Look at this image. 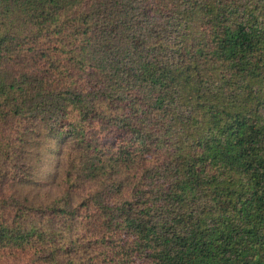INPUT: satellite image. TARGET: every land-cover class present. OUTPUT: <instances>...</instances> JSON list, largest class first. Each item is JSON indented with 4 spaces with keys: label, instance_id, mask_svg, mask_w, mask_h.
Listing matches in <instances>:
<instances>
[{
    "label": "trees",
    "instance_id": "16d2710c",
    "mask_svg": "<svg viewBox=\"0 0 264 264\" xmlns=\"http://www.w3.org/2000/svg\"><path fill=\"white\" fill-rule=\"evenodd\" d=\"M0 264H264V0H0Z\"/></svg>",
    "mask_w": 264,
    "mask_h": 264
},
{
    "label": "rangeland",
    "instance_id": "374dc122",
    "mask_svg": "<svg viewBox=\"0 0 264 264\" xmlns=\"http://www.w3.org/2000/svg\"><path fill=\"white\" fill-rule=\"evenodd\" d=\"M31 142L26 146L25 160L29 164V181L14 182L12 187L16 194L26 202L45 203L68 192L64 180V155L68 145L57 138L45 137L43 134L29 136ZM68 202L71 206L80 200L82 191H69Z\"/></svg>",
    "mask_w": 264,
    "mask_h": 264
}]
</instances>
